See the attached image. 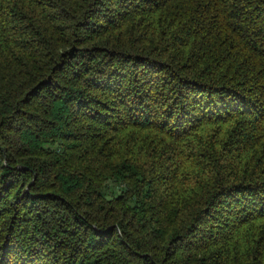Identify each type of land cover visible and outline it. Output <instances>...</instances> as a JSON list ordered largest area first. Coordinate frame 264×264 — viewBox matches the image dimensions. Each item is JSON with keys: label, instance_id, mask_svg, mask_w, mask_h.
<instances>
[{"label": "trees", "instance_id": "obj_1", "mask_svg": "<svg viewBox=\"0 0 264 264\" xmlns=\"http://www.w3.org/2000/svg\"><path fill=\"white\" fill-rule=\"evenodd\" d=\"M0 264H264V0H0Z\"/></svg>", "mask_w": 264, "mask_h": 264}]
</instances>
